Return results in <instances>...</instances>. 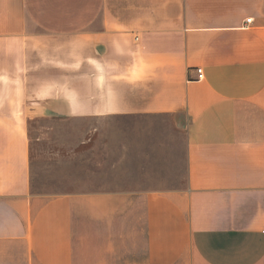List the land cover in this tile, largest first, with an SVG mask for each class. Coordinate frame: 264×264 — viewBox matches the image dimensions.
<instances>
[{
  "label": "crops",
  "instance_id": "crops-1",
  "mask_svg": "<svg viewBox=\"0 0 264 264\" xmlns=\"http://www.w3.org/2000/svg\"><path fill=\"white\" fill-rule=\"evenodd\" d=\"M50 117L79 190L32 189ZM0 264H264V0H0Z\"/></svg>",
  "mask_w": 264,
  "mask_h": 264
},
{
  "label": "rangeland",
  "instance_id": "rangeland-1",
  "mask_svg": "<svg viewBox=\"0 0 264 264\" xmlns=\"http://www.w3.org/2000/svg\"><path fill=\"white\" fill-rule=\"evenodd\" d=\"M86 127V126H85ZM77 128L83 125L72 119L36 118L30 122L32 137V189L39 192L72 191L81 188V178L90 177L96 166L92 151L79 155ZM36 137V138H35ZM183 175L170 178L172 184Z\"/></svg>",
  "mask_w": 264,
  "mask_h": 264
},
{
  "label": "built area",
  "instance_id": "built-area-1",
  "mask_svg": "<svg viewBox=\"0 0 264 264\" xmlns=\"http://www.w3.org/2000/svg\"><path fill=\"white\" fill-rule=\"evenodd\" d=\"M246 21L249 22V21H250V18L246 19ZM195 78H196V79H201V78H203V70H202L201 67H197V68H196V77H195Z\"/></svg>",
  "mask_w": 264,
  "mask_h": 264
}]
</instances>
